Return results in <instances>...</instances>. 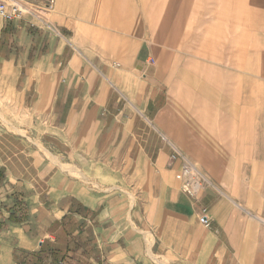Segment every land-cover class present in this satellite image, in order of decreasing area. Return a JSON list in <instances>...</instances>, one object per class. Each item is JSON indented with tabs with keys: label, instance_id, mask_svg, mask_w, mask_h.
Listing matches in <instances>:
<instances>
[{
	"label": "crops",
	"instance_id": "1",
	"mask_svg": "<svg viewBox=\"0 0 264 264\" xmlns=\"http://www.w3.org/2000/svg\"><path fill=\"white\" fill-rule=\"evenodd\" d=\"M76 1L56 31L0 19V264H264L263 202L175 123L153 45L81 42ZM185 159L209 180L196 199L176 179Z\"/></svg>",
	"mask_w": 264,
	"mask_h": 264
},
{
	"label": "rangeland",
	"instance_id": "2",
	"mask_svg": "<svg viewBox=\"0 0 264 264\" xmlns=\"http://www.w3.org/2000/svg\"><path fill=\"white\" fill-rule=\"evenodd\" d=\"M194 1L198 2L197 0H77L72 6L70 5L72 26L81 30L79 35L81 42L84 39L90 44L101 43L100 45L106 48V52L112 55L117 51L121 53V48L122 51L125 50L126 44L131 45L141 40L153 45V57L157 61L163 60L164 70L172 77L171 87L176 95L173 100L177 121L175 123L178 127L187 128L189 133L195 134L194 137L198 136L195 138L201 142L200 151L197 153L212 154V157L209 156L208 164L216 166L217 163L218 169L226 170L228 179H223L224 181L231 183L237 180L240 184L238 193L241 197L248 196L253 201L260 199L264 204V120L258 121L257 110H253L255 114L251 113V116L254 125L252 129L250 128L251 125L248 123L250 112L246 111L247 104L244 100V92L248 91V88L246 83L242 88L233 85L231 69L226 66L217 68L210 65L205 72L202 61L196 59L195 51L201 34L207 26L205 21L212 20L206 10L210 11L214 0H201L197 4ZM255 1L252 4L264 10V0ZM249 4L247 2V5ZM100 5L102 8H99ZM30 6L34 15L25 18L31 24L33 22L50 32L58 29L57 25H53L55 20L50 18L52 12H56L57 4L52 10L33 4ZM70 7L68 6V9ZM62 11L66 12V9ZM120 12L127 15V18L121 22L129 23L130 26L120 24L121 16L116 19ZM103 14L108 20L105 22L107 30L103 37L104 41L100 29L103 21L100 16ZM112 14L113 17L110 16ZM191 19L190 29L186 32ZM110 25L111 28H108ZM207 27L210 30L213 28ZM74 32L72 27H64V33L72 35ZM254 52L252 51L251 54ZM113 59L118 62V58ZM197 82L199 84L204 82V85H199ZM250 131L255 136L254 143L252 140L251 143L250 140L248 141ZM249 144L256 157L246 161L240 156L245 153V147ZM183 163L176 174L180 185ZM198 171L200 172L199 169ZM203 187L198 189V196Z\"/></svg>",
	"mask_w": 264,
	"mask_h": 264
},
{
	"label": "bare ground",
	"instance_id": "3",
	"mask_svg": "<svg viewBox=\"0 0 264 264\" xmlns=\"http://www.w3.org/2000/svg\"><path fill=\"white\" fill-rule=\"evenodd\" d=\"M198 2L195 3L194 1L195 4ZM247 2L250 4L247 5ZM254 2L256 1L214 0L210 11L206 10V13H210L212 20L205 21L207 26L213 28L210 30L206 26L195 51L196 59L202 61L205 72H207L206 68L210 65L217 68L226 66L231 69L233 85L242 88L246 83L248 91L244 92V100L247 104L246 111L250 112V119L248 120L251 125L250 128L254 125V119L251 116V113L255 114L252 112L253 110L256 109L257 113L262 112L264 115V10L253 5ZM67 4L68 0H58L56 10L65 5L67 6ZM177 4L179 5V3ZM194 9H196V6H194ZM123 20L125 19L121 21ZM103 21L108 22L107 19H103ZM189 23L186 32L190 29L192 19ZM124 24L121 23V25ZM252 51L255 52L251 54ZM223 61L226 65L223 64ZM208 87L210 88V86ZM258 121L260 120L258 119ZM251 135L254 136L253 132Z\"/></svg>",
	"mask_w": 264,
	"mask_h": 264
},
{
	"label": "built area",
	"instance_id": "4",
	"mask_svg": "<svg viewBox=\"0 0 264 264\" xmlns=\"http://www.w3.org/2000/svg\"><path fill=\"white\" fill-rule=\"evenodd\" d=\"M32 4L41 6L46 10H52L55 7L56 0H0V19L12 22L16 20H23L26 16L31 14L34 15L30 6ZM178 158V153L171 156L172 161H175ZM180 178L182 181V192L192 199H196L198 189L208 183V180L188 160H185L182 165ZM201 223L204 226H208L210 224L206 211H204L201 215Z\"/></svg>",
	"mask_w": 264,
	"mask_h": 264
}]
</instances>
